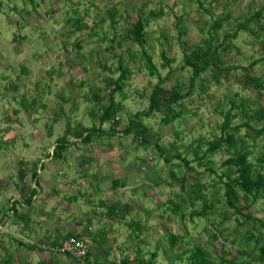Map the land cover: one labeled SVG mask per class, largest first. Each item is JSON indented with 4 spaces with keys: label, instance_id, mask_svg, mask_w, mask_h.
<instances>
[{
    "label": "rangeland",
    "instance_id": "1",
    "mask_svg": "<svg viewBox=\"0 0 264 264\" xmlns=\"http://www.w3.org/2000/svg\"><path fill=\"white\" fill-rule=\"evenodd\" d=\"M202 2L210 13L201 8L196 0H2L0 184L9 180L10 191L16 192L15 183L19 178L16 163L23 159H33L30 162H22L30 169L39 168L41 179H54L61 183L70 180L67 184L74 185L73 191H80L76 193V197L81 206L75 207L74 210L78 213L83 211L85 215H98L104 222L101 228H98L101 221L94 224L97 238L103 239L104 233L108 234V254H91V264H95L96 260L108 264L111 260L119 261L123 257H127L132 264H145L140 260H148L153 251L157 252V264H170L174 253H180L194 244L211 247L207 241L208 233L204 231L206 225L222 228L230 242L233 237L239 239L251 222L238 226L239 233L236 231L233 234L232 229L236 222L232 219L231 212L227 215L228 220L220 226L219 221L223 218L225 206L216 202L207 220L197 216L190 219V211L202 204L201 201L190 203L193 183L200 181L205 197H209L220 183L218 175L211 173L208 167L214 168L218 174L221 173V163L227 154L223 148L206 152L200 163L192 160V152L186 153L185 150L188 144L195 145V141L202 138L199 150L201 154L206 151V140L215 139L220 135L219 124L223 121L221 111L228 109L230 104L226 98L231 99L235 92H239V96L248 98V102L254 107L264 104V91L259 98L257 92L241 89L232 72L216 84L209 70L195 80L194 89L189 96L173 104L174 112H180L177 118L167 123L162 121L168 112L167 106H163L151 116L141 118L148 129L147 138L150 139L151 146L133 141L132 134H120L134 113L146 109L148 95L157 81V76L151 75L142 65L144 58L140 54V45L131 43L125 37V31L135 22L138 10L145 15H148L149 11H157L158 15L150 17L147 23L145 48L157 65L159 73L168 74L164 85L170 87L180 83L181 92L184 93L188 90L191 70L183 66L182 51L177 40L178 26L185 28L183 39L188 43L200 42L213 27V19L226 9L231 13V18L217 30L221 38L224 32L232 33L236 24L244 22L264 0ZM109 9L115 10L114 22L107 13ZM159 11L162 13L159 14ZM71 16L82 17L86 23L85 27L70 29L72 26L67 23V18ZM263 20L264 14L261 22ZM258 24L257 20L251 23L256 34L249 31L239 32L233 39V43L241 51L232 49L225 53L223 57L226 63L249 67V63L255 58L264 56V30H260ZM162 30L168 34L167 40L162 37ZM115 36V40L120 44L114 41ZM78 40L81 42V48L75 47ZM111 44L115 48L111 47ZM161 49L174 60L170 69L160 67ZM132 52H135L136 56H133ZM118 53L130 69L122 90L114 95L120 103V112L117 114L119 127L113 134L94 137L90 143L77 140L79 143L69 147L70 153L67 154L66 160H44V153L52 149L55 139L63 134L67 127L78 124L99 125L102 109L109 103V88L114 86L112 78L119 74L116 69ZM104 63L110 66V70L103 67ZM250 70L264 79V61L258 62ZM237 72L239 73L240 69ZM105 81L109 82L110 87L106 86ZM206 82L209 83V89L201 93V85ZM96 93H99L98 101L93 97ZM91 110H94V113H91ZM109 127V122L102 125L104 130ZM72 139L74 140V137ZM155 142L162 147V152L166 155L174 154L175 147L170 143L176 142L178 149L187 159L192 160L189 163L191 168H187L176 158L172 159L169 164L172 166L168 167ZM250 143L251 157L253 156L251 159L255 161V157L260 156L264 149V136L250 140ZM86 156L91 157L94 162L85 164ZM30 169L24 171L26 177L29 176ZM169 169H173L177 178L169 175ZM115 179L118 183L114 187ZM42 189L43 195L51 193L49 187ZM59 193L64 194L63 198L69 201L67 206L73 204V198L67 197L71 193L60 189ZM0 195L2 215L8 194L3 192L1 186ZM80 196L84 198L80 199ZM43 200L40 196L37 199L40 206ZM60 201V198L55 201L57 212L62 211ZM112 203L119 208L126 203L130 204L129 214L122 219L121 213H118L119 216L111 219L107 210L108 204ZM178 204H182L184 218L172 211V206ZM246 211H252L254 216L264 219V196ZM41 214L40 211L30 213V229H37ZM47 216L51 219L54 217L53 213L43 214L44 218ZM56 218L57 216L53 220L56 221ZM133 220L140 222V230L134 228ZM84 222L89 226L87 219ZM252 223L257 227L255 233L264 234V226L259 220ZM44 224L45 221L42 222L45 230ZM14 230L16 235H21L16 227L8 232L14 234ZM171 233L177 235L178 239L171 252L166 254L164 251L169 246L168 235ZM34 236L32 234V237ZM250 244L252 249L254 243ZM212 245L218 247L216 241ZM16 248V243L8 245V249ZM8 249L4 251L0 248L2 259L8 257L2 261L3 264H17L16 257L23 256L19 252L21 248L12 251V255H9L11 252ZM43 249H47V246ZM232 249H236V246L232 245ZM50 252L53 251H49V254ZM187 255L188 253L181 259H175L174 264H188ZM38 256L37 253L33 254L34 258ZM26 258L25 256L24 259ZM59 258V261L49 260V264H85L66 255ZM35 262L37 264V261ZM261 264H264V261Z\"/></svg>",
    "mask_w": 264,
    "mask_h": 264
},
{
    "label": "trees",
    "instance_id": "2",
    "mask_svg": "<svg viewBox=\"0 0 264 264\" xmlns=\"http://www.w3.org/2000/svg\"><path fill=\"white\" fill-rule=\"evenodd\" d=\"M196 1L201 8L210 13V10L203 6L202 0ZM1 7L2 0H0V9ZM107 13L114 22L113 15L115 10L109 9L107 10ZM158 13L161 14L162 12L159 11ZM263 14L264 3L244 22H238L232 33L224 32L220 38L217 34V30L221 29L224 22L227 23L231 18V13L224 9L220 15L213 19V27L211 30H209L208 33H206V36L202 37V40L197 43H188V41L184 40L183 35H185L186 30L183 26H178L177 40L182 51L183 66L189 67L191 70L188 80V90L182 93V85L180 83H175L170 87L164 85V82L168 79V74L162 75L159 73L157 65L153 62L151 55L145 48L147 23L149 22L150 17L158 15L157 11H149L148 15H145L141 10H138L135 22L125 31V37L126 39H129L131 43L140 45V54L142 58H144L142 65L148 69L151 75L157 76V81L152 86L148 95L149 102L146 109L134 113L129 118L127 125L121 129L120 134H132L133 141L144 146H151V141L147 138L148 129L142 123L141 118L143 116H151L163 106H167L168 108L167 114L163 117V122L167 123L177 118L180 115V112H174L173 104L181 101L184 97L189 96L194 89L195 80L199 78L202 73L209 70L211 71V77L216 84L220 83L222 77L227 78L230 72L234 73V80L241 89L255 91L257 92V96L261 98L264 91V79L257 74H253L250 68L258 62L264 61V56L255 58L249 63L248 67L241 66L240 64H228L225 62L223 55L230 52L232 49H236L237 52L241 51L238 46L233 43V39L238 36L239 32L249 31L252 34H256V31L251 26L253 21H259V29L264 30V20L261 22ZM179 19L180 16L177 18V23H179ZM67 23L71 24L72 27H70V29H83L86 25L84 19L79 16L68 17ZM68 34L69 33L67 32L66 35ZM161 34L162 37L167 40L168 34L166 31L162 30ZM116 38V36L113 37L114 41L120 44L118 40H115ZM110 46L115 48L113 44ZM75 47L81 48V42L79 40L75 42ZM117 55L119 57L117 59L118 63L116 69L119 70V74L112 78L114 86L109 88V103L102 109L99 116V125L95 126L93 124L91 126H83L78 124L71 128L67 127L65 132L55 139L52 156L63 158L64 152L67 151L77 139L83 143H90L93 141L94 137L113 134L119 127L120 121L117 114L120 112V103L115 99L114 95L122 90L125 83L124 81L130 74V69L124 64L121 54L118 53ZM132 55L136 56V53L132 52ZM159 55L161 59L160 67H167L170 69L172 62L174 61L173 58L168 57L167 52L164 49L160 50ZM103 67L110 70V66H107L105 63L103 64ZM238 69H240L239 73L237 72ZM105 84L110 87L109 82L105 81ZM13 85L16 87L15 83H13ZM208 89L209 83L206 82L201 85L200 92L205 93ZM93 97L98 101L99 93H96ZM226 99L230 104L228 109L221 111L223 121L219 124L220 135L215 139L206 140V151L201 154H199V150L203 142L202 138L196 140L195 145L188 144V147L185 150L186 153L192 152V160H196L200 163L203 161L206 152H214L223 148L227 154V157L221 163V173L218 174L214 168L208 167L211 173H216L218 175L217 177L220 183V185L211 192L209 197H205L206 194L202 189L203 184L200 181L193 183V195L192 197H189L190 203L193 204L195 201H201L202 204L199 208L195 210L192 209L189 213V217L190 219H193L197 216L207 220L208 215L212 214L216 202L222 203L223 206H225L223 218L219 221L220 226L224 221L228 220L227 215L231 212V217L236 222V226L232 229L233 234L236 231L237 234L239 233L238 226L240 227L244 225L245 222H251L249 223V226L243 230L244 232L239 239L233 237L230 242H228L229 238L227 235H224L222 228H218L215 225H206L204 231H207L208 233L207 241L211 247L205 248L202 245L194 244L192 247L186 248L180 253H174L171 257L170 264H174L175 259H181L186 253H188V264H252L253 262L261 264L264 261V234L261 232L255 233L254 231H256L257 227L252 223V221L259 220L262 226H264V219L254 216L252 211L245 212V210H248L264 196V149L260 156L255 157V161L251 159L253 156L251 157L252 151L250 149L252 146L250 140L264 136V104L252 107L248 102V98L242 95L239 96V92H235L233 98ZM91 113H94V110H91ZM107 122L110 123V127L108 130H104L102 125ZM241 130H243V132H241ZM69 135L72 136L69 137ZM73 137H75L76 140H73ZM170 144L172 147H175V152L172 155H166L162 152V147L155 142V146L160 150L159 154L162 155L164 161L168 164V167L172 166L169 164L172 163L171 161L173 158H176L187 168H191L189 163L192 160L186 158L183 152L178 149V146H176V142H171ZM18 165V172L21 174L22 168L20 164ZM36 171L37 170L34 168L32 173V178H34V181L36 180L35 182H37ZM169 175L172 178H177L173 169H169ZM117 183L118 181L115 179L113 186L115 187ZM35 190V188H31L32 193L27 194L24 199L26 198V200L28 199L31 201ZM24 199H19V201L24 202ZM14 201L15 200L12 199L13 203ZM129 205L130 204L126 203L119 208L114 203L108 204L107 213L111 219H115L116 216H119L118 213H121L120 216L124 219L126 215L129 214ZM11 207L12 206H10V208ZM172 211L175 214H178L180 218L185 217V214L182 211V204L173 205ZM132 223L135 229L140 230V222L134 221ZM71 236L83 240V236L80 234L67 232L65 234H57L51 240H47L50 244H47L46 246L59 245L63 239ZM177 239V235L172 233L168 235L169 246L164 251L166 254L167 252H171ZM215 241L217 242L218 247L217 245H212ZM250 242L254 243L252 249H250ZM232 245H235L236 249L233 250ZM91 254V250L89 251L87 247V253L80 259L73 258L68 254L64 255L71 257L75 261L91 264L89 261ZM156 256L157 252L153 251L148 260L141 259L140 262L142 261L145 264H157L155 261ZM95 264L105 263L96 260ZM108 264L132 263L127 257H123L119 261L111 260Z\"/></svg>",
    "mask_w": 264,
    "mask_h": 264
},
{
    "label": "crops",
    "instance_id": "3",
    "mask_svg": "<svg viewBox=\"0 0 264 264\" xmlns=\"http://www.w3.org/2000/svg\"><path fill=\"white\" fill-rule=\"evenodd\" d=\"M76 143H79V142H74L71 146H74V144ZM52 149L51 150L49 149L47 153H44V160L50 161L56 158L62 159V160L68 159L67 154L70 153L68 152L69 148L64 154L63 158L52 156ZM86 155H88V153H86ZM86 157L87 158H85L84 160L85 164H91L92 162H94V160L91 157L89 156H86ZM32 160L33 159H30V160L23 159L22 161L30 162ZM22 161H19L20 162L19 163L18 160H16V162H18L16 163L18 168H19L18 164H20L22 170L25 168L21 172V174L18 172L19 178L17 179V182L15 183L16 192L13 193L10 191L11 186L9 185V182H10L9 180L8 182H4L0 184V186L3 189V192H7L8 194V196L6 197L7 203H6L5 211L2 213V215L0 214V228H1L0 229V238H1L0 248H3L4 251H6L10 243L12 245L16 243L17 248L13 250L8 249V251L11 252V254L9 255H12V251H17L19 248H21L19 252L22 253L23 256L22 258L16 257L15 260L17 264H20V263L36 264L35 261H37V264H49L50 261L61 260L59 257L64 256V254H59V253L56 254L55 252H50L49 254V250L43 249L45 247L44 245L50 244L47 240H51L57 234H65L67 232H73V233H78L81 236H83V240L85 241L89 251L91 250L92 254L96 256L101 255V254H108V251L106 250V248L108 249V236H107L108 234L105 233V235L103 236V239H99L97 238L96 231L93 228L94 224L98 223L99 221H101V225L98 228H101L104 220L99 218L98 215H95V214L85 215L83 211H80L81 213L80 212L78 213L76 212V210H74L75 207L81 206L80 205L81 202L77 203L78 198L76 197V193L78 191H76L75 189H74L75 191H73L74 185L70 186V184H67L68 181L70 180L66 181L65 183L56 182L54 179H48L46 181L40 178L39 176L40 170L39 168L38 169L36 168L37 182H35L36 180L34 181V178H32V173H33L34 168L30 169L28 165ZM75 161H77L76 158H75ZM22 165H25V167H23ZM42 166H43V163H42ZM39 167H40V164H39ZM27 169H30V171L28 172L29 176L27 175L26 177V175H24V171ZM8 177H11V176H8ZM12 180L13 179H11V181ZM56 185L57 187H55ZM48 187L49 189H51V193H54V195H51V193L43 195L42 188L47 189ZM31 188H35L36 190L34 191V196L30 201L28 199L26 200V198L24 199V197H26L27 194L32 193ZM59 189L65 190L66 192L71 193L70 195L67 196L69 197V199L73 198V204L71 206H67L69 201L63 198L64 194L60 195ZM78 193H80V191ZM39 196L44 198L43 203H41V206L38 204V201H37ZM59 198L61 199L60 202L63 206L61 212H57L55 210L56 209L55 201ZM82 198L84 197L80 196V199ZM12 199L15 200L14 203L12 202ZM19 199H24V202L19 201ZM10 206L12 207L10 208ZM32 211L42 212L41 217L39 218L40 222H38L37 224V229L36 228L30 229L31 217L29 216ZM44 213L48 215L50 213H53L54 217L52 219L49 218V216L44 218L43 217ZM55 216H57L56 221L53 220ZM85 219L88 220L87 223H89V226H86L84 222ZM43 221H45V224H44V226H46L45 230L42 225ZM7 225H10V226L6 227ZM15 227L21 232V235H16V230H14V234L12 233L10 234V232H8L14 229ZM2 229H4V231ZM33 232H37V233H33ZM32 234L35 236L32 237ZM3 237H5V240ZM34 253H37L39 256L37 258H34L33 257ZM25 256L27 257L26 260L24 259ZM5 258H8V257L5 256L2 259V257L0 256V264H3ZM49 258H52V259H49ZM13 263L14 262H12V264Z\"/></svg>",
    "mask_w": 264,
    "mask_h": 264
},
{
    "label": "built area",
    "instance_id": "4",
    "mask_svg": "<svg viewBox=\"0 0 264 264\" xmlns=\"http://www.w3.org/2000/svg\"><path fill=\"white\" fill-rule=\"evenodd\" d=\"M47 250L56 253L68 254L73 258H82L87 253V245L82 239L67 237L59 245L47 246Z\"/></svg>",
    "mask_w": 264,
    "mask_h": 264
}]
</instances>
